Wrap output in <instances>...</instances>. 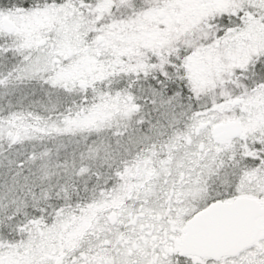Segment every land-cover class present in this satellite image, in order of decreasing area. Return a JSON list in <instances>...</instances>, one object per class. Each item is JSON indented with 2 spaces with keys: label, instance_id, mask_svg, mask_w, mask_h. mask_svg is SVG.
<instances>
[{
  "label": "snow or ice",
  "instance_id": "snow-or-ice-1",
  "mask_svg": "<svg viewBox=\"0 0 264 264\" xmlns=\"http://www.w3.org/2000/svg\"><path fill=\"white\" fill-rule=\"evenodd\" d=\"M0 264H264V0H0Z\"/></svg>",
  "mask_w": 264,
  "mask_h": 264
}]
</instances>
